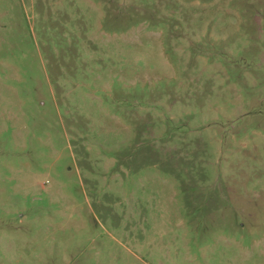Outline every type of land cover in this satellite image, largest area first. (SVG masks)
Returning <instances> with one entry per match:
<instances>
[{
  "label": "rangeland",
  "instance_id": "rangeland-1",
  "mask_svg": "<svg viewBox=\"0 0 264 264\" xmlns=\"http://www.w3.org/2000/svg\"><path fill=\"white\" fill-rule=\"evenodd\" d=\"M0 264H264V0H0Z\"/></svg>",
  "mask_w": 264,
  "mask_h": 264
}]
</instances>
